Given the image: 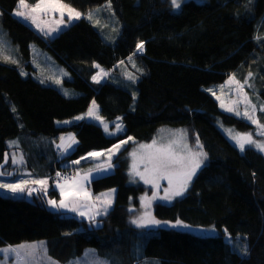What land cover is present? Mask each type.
Returning a JSON list of instances; mask_svg holds the SVG:
<instances>
[{"label":"trees","instance_id":"obj_1","mask_svg":"<svg viewBox=\"0 0 264 264\" xmlns=\"http://www.w3.org/2000/svg\"><path fill=\"white\" fill-rule=\"evenodd\" d=\"M108 1L120 25L114 43L106 42L94 23L84 18L53 38L45 37L13 14L18 0H0V25L17 48L15 56L0 58V165L11 169L12 180L23 178L27 171L30 178L46 176L52 184L55 171L71 170L72 161L109 148L125 136L147 142L158 125L185 126L198 136L207 160L183 196L154 203L152 212L159 221L180 219L190 227H216L219 234L201 236L164 224L145 228L132 224L136 212L130 209L139 206L145 189L141 181H127L126 146L113 159V173L90 180L93 193L112 188L116 192L114 204L95 224L75 213L51 210L44 194L32 193L29 199L0 192V248L44 240L48 256L62 263L92 247L113 264H139L152 257L160 264H264V155L249 146L239 150L222 133L219 124L239 131L254 127L221 110L207 90L234 76L245 84L257 107L256 119L264 125L260 111L264 108V0H185L178 10L171 7V0H63L82 11ZM246 27L248 46L239 50L235 67L213 68L187 59L165 62L157 54L135 50L139 41L149 47L165 42L170 47L225 50ZM36 51L48 52L67 70L69 76L62 83L74 91L70 96L34 75L37 70L52 75L43 63L33 64L40 60ZM94 64L108 73L100 83L92 80ZM124 64L139 76L136 99L124 75L118 74L114 81V73ZM93 101L102 118L114 122L121 117L122 134L108 136L99 124L85 118ZM78 116L84 118L76 120ZM62 120L71 121L59 125ZM68 131L74 132L78 143L69 154H60L55 142ZM10 138L17 144L10 147ZM12 149L25 159L18 164L20 173L13 171L10 158L5 163V153L11 157ZM57 193V189L48 191L54 197ZM225 229L232 243L225 240ZM245 245L247 255L238 252Z\"/></svg>","mask_w":264,"mask_h":264},{"label":"rangeland","instance_id":"obj_2","mask_svg":"<svg viewBox=\"0 0 264 264\" xmlns=\"http://www.w3.org/2000/svg\"><path fill=\"white\" fill-rule=\"evenodd\" d=\"M183 1H185V0H182V3H183ZM197 1H203V0H197ZM63 3H65V2H63ZM27 4L29 5V8L18 9L16 7L15 10L29 11L30 7L35 5V3L31 4L28 1H27ZM65 4H67L70 8L74 9L76 12L81 13L82 18H84L86 20H90L91 22H93L94 25L97 27V29L101 32V34H102V36L106 42L114 43L115 40L118 38V36L120 34V32H119L120 25H119V21H117L114 10H112L110 1L104 2L103 4L98 5L97 7H94L92 9H88L87 11H82L78 8L76 9L75 7L71 6L67 2ZM14 11H13V14H14ZM89 14H91V19L87 18L89 16ZM33 15L36 16V23L35 24H33L31 22V20H24V19L19 18V17L18 18L22 22H25L26 24L30 25L39 34L44 35L45 37H48V38L55 37L58 32L66 29L69 25H71L73 22L78 20V19H74L73 21H71L69 23L67 21V15H68L67 11H65V14L63 17L61 16L60 12H58V11L57 12L49 11L46 14L34 13ZM61 19H63L65 21V23L63 25H61L58 30L51 32L50 35H46L45 33H48L50 29H56L57 28V22L60 21ZM37 25H39V27H37ZM41 29L43 31H41ZM249 31H250L249 27L244 28L242 30L241 35L239 36L238 40L235 42V44L232 46H229L225 50H221L220 48H218V47L215 48L213 46H207L206 48L170 47L165 42H162L159 44L153 43L156 46L153 45L151 47H149L150 44L145 43L143 52H148L150 54H153V53L157 54L155 56H157L158 58L162 59L165 62H172V60L175 61L177 59L184 61L187 59V60H189L195 64H200V65L206 64V65L212 66L213 68H218V67H223V68L225 67L226 68V67H231V66L235 67L240 61V55H238L239 50L248 46ZM147 46H148V48H147ZM36 47L37 46H33L32 49H36ZM146 49H147V51H146ZM16 52H17V48L11 43V41L7 37V33H6L5 29L0 25V58H8V56H6L8 54L11 56H15ZM143 52H138V53L143 54ZM36 55L38 57H40V60L38 62H36V61L33 62V64L35 66L43 63L44 67H46V68L49 67L52 69L51 70V72H52L51 76L47 77L43 71L37 70L34 73V75L36 77L38 76L39 78L43 79L45 82L53 83V85H55L57 88H60L64 93L68 92L70 94V92H74L72 89H68V87H65L62 83L63 82L62 78H64V77L67 78L69 76L67 70L63 66H61L59 63L57 64L56 60L52 56H50L48 52L46 53V52L36 51L35 56ZM33 56H34V52H33ZM129 64L122 65V67L118 70V72L114 73L115 74L114 81H116L118 74H120L121 76L124 75L126 81L128 82L127 87L129 88L131 95L135 94V99H136V97H137V95H136L137 94L136 84L133 83L132 81L128 80L126 78V74H134L137 78L139 76H137V74H135L134 71L131 72L129 70V68H128ZM101 69L104 70V68L102 66L99 68H96V71L93 74V76L96 75V73L98 71H100ZM104 78H106V77H104ZM57 80L60 81L59 84L56 83ZM102 80L103 79H101V81ZM236 82H237V80H235V79L233 81H230L228 79L225 82V84H222V85L219 84L218 86H209L207 90H211L216 101L219 103V107L221 108V110L228 112L230 114L232 113L236 117L244 118L254 128H253V130H250V131H239L233 126H226V125H222V124L221 125L219 124V128L222 131V133L225 134L226 137H228L230 142L235 144L236 146H237L236 142L231 138L236 133H249L252 135V138L254 140H256L257 142H264V134H262V133H264V127H260V125H261L260 123L253 124L251 122V120H249L243 116V113L245 111H248L249 113H253V106H255V103L253 100H250V96L247 94V91L245 90V87H244L245 84L239 83V85H243V88L241 89V87ZM68 96H70V95H68ZM218 97H219V99H218ZM96 108H97L96 115H98L99 117L102 118V116L100 115V112H99V107L97 105H96ZM228 108H233L234 111H228L227 110ZM236 111H239L241 113V115H236ZM256 114H257V107L255 106V113H254L253 119H256ZM117 117H119V116H117ZM85 118H87L89 121L96 122L105 131L104 124L101 123L100 120L96 119L95 117H88L87 115L85 116ZM119 118H121V117H119ZM102 120L104 122L108 123L109 132H113L115 130V124L113 122H110V121L106 120L105 118H102ZM116 120H117V118L114 120V122ZM64 121H68L70 123L71 120H62V121L58 122V124L59 125L67 124V123H64ZM121 122H122V120H121ZM122 125H123V122H122ZM124 130H125V127L123 125L122 131L116 132L114 135L122 134L124 132ZM176 130L186 131V133H187L186 142L193 149V151L201 150V148L197 147L198 136L195 134L192 135L190 130L188 131V129L185 126L174 127L171 125L161 124V125H158L157 130L152 135L151 140H148L147 142H140L137 140L135 141V139L133 138L131 141H128V143L124 144L120 148L119 151H116L114 155H111L110 159H109L110 154L107 152V150L111 149L112 146L109 148H106L102 151H94V152H101L102 155L99 157H95V158H89V160L88 159L81 160L79 164H73V167L71 168L70 171L74 172V176H76L77 172H79L80 175L83 176L85 173L88 172L89 169H94L98 165L106 166L107 164L111 163L112 167L107 172L92 173L90 179H94L95 177H100V176H106V174L113 173L115 165H116V163L114 162L113 159L115 158L116 154L118 152H120L121 150H123V148H125L126 146L128 147L127 155L129 158L128 170L131 168V166L133 164V159H134L133 156L131 155V153L136 152V158L135 159L138 163L139 170L143 171L144 166H143V164L139 163V160H140L141 155H143L148 150L147 149H140L139 146L141 144H145V145L151 144L153 139H156V141H157L156 146L157 147L161 144L166 145L169 143V141L174 139V133ZM70 133L74 135L73 131H68V132L62 133L61 136L58 138V140L55 142L56 146H58L61 143V139H60L61 137L65 138V141H64L65 143H70V141L68 140V134H70ZM106 134L108 136H114V135H110L108 133H106ZM74 137H75V135H74ZM128 137H131V136H125V138L120 139L115 144H119L120 141H122V140H128ZM191 137L193 139L192 141H191ZM9 141H17V140L14 138H10V139H8L7 143ZM199 145L202 146L201 144H199ZM246 146L253 147L256 150H258L255 146H251V145H246ZM237 148L240 150V148L238 146H237ZM72 149L69 150L68 152L64 153V155L72 152ZM202 151L205 152L203 146H202ZM258 151L264 155V152H262L260 150H258ZM58 152L60 154H62L61 151H58ZM10 153H11V156L15 155L17 158H19L18 154L14 153V149L10 150ZM83 156H87V155H83ZM77 160H80V158ZM23 161L25 162V159H23ZM10 165H13L14 168H16L15 170H13V171H15V173H20V172H18V171H20V169H18V166H19L18 164L14 165L10 162ZM22 170H24V169H22ZM0 171L11 172V169L10 168L4 169L3 165H0ZM11 177L12 176L5 175V176L0 177V180H3L4 182H9V183L15 182V180H12ZM45 177L46 176H44L42 178H45ZM31 179H34V178H31ZM31 179H29V180H31ZM67 179L69 182H71L70 180H72V177L67 178ZM77 179H79V178H77ZM50 180H51L52 184L49 181L50 187H49L48 191L51 189H57L59 194H60V190H59V188L56 187V183L59 182V183L63 184L65 180L62 181L61 179H55L54 175H52V178ZM127 181L130 184H135L138 181H141L143 183L144 189H145V192L141 193L139 196V201H140L139 206L133 207V208L131 207V211L136 212L135 215L134 214L132 215V217H131L132 219L135 218L134 216H136V217L140 216V215L144 214L146 211L149 212L151 214V216L156 219V217L154 216V214L152 212L153 204L156 202H167V203H169L172 201V200L171 201H165V200L159 199V197H163L165 195L164 189L169 187L168 181L166 179H160L158 181L159 186L154 189L152 184H145L142 180L139 179V177H136V182H132V180L130 179L129 171H128V180ZM36 187H39V186H36ZM85 188H86V185L83 184V189H85ZM112 189H114V188H112ZM153 191H155L157 193V199L152 200L151 206L146 209L142 205L141 197L151 198ZM0 192L3 195H7V196H10V195L13 197L25 196V198H29V199L31 198V196H29L27 194V192L13 194V193H10V192L3 190V189H0ZM90 192H91V190L89 191V194L91 196V199L89 201H92V192L91 193ZM33 193L44 194L42 191H37V192H33ZM115 194H116V192H115ZM49 199H55V200H57V202H59L60 197H54V196H51L47 193V195L45 197V200H46L45 204L48 206V208L53 210L55 208L51 207L47 203V201ZM114 199H115V195H114L113 201H114ZM86 205L90 206V204H87V203H83V202L79 203V209L78 210H79V212H84L85 217L88 219V215H92L95 212L92 213L90 207L88 208V207H86ZM55 210L62 211V212L66 211V212L73 213V214L77 213V212L68 211L66 209H55ZM148 227H151V226H148ZM184 229L187 231H191L192 233L201 235V236H204V235L215 236L216 234H219V231L217 230V228L216 227L214 228L212 226L189 227V228H184ZM225 240H228V238L225 237ZM39 242H44V240H34V241L24 240L21 243L13 244V245H6V246H3L2 248H6L8 246H12L15 248L16 246H19V245H30V244H36L39 246ZM44 249H46L45 248V242H44ZM20 251H21V253H24L25 249H20ZM238 252L240 253V251H238ZM46 256H47V258H50L48 256L47 252H46ZM2 259H3V256L0 255V260H2ZM70 262H71V264H101V262H106V264H113L107 258L98 255L96 250L92 247L85 248L83 253L80 256H78L76 259L69 260L66 263H62V262H60L58 260H54L52 258H50V260L45 259L43 250H40L38 247L36 259L33 262V264H70ZM6 264H16V260L15 259L9 260L6 262ZM139 264H160V261L156 258H153V257L149 258V259L143 258L142 261L139 262Z\"/></svg>","mask_w":264,"mask_h":264},{"label":"snow or ice","instance_id":"obj_3","mask_svg":"<svg viewBox=\"0 0 264 264\" xmlns=\"http://www.w3.org/2000/svg\"><path fill=\"white\" fill-rule=\"evenodd\" d=\"M182 4V0H171V7L174 10L180 9ZM17 8H29L27 4V0H18ZM60 12L61 16L63 17L65 11H67V21L70 23L74 19L82 18V14L76 12L74 9L70 8L67 4L63 3V0H37L34 6L30 7L29 11L24 10H15L14 14L22 18L24 20H31L33 24L36 23V16L33 15L34 13H41L46 14L47 12ZM91 19V14L87 17ZM65 21L61 19L57 22L56 29H50L46 35H50L51 32L56 31L59 29L61 25H63ZM39 27V25H37ZM41 31H43L41 29ZM136 51L143 52L144 51V41H139L136 44ZM131 60V57L129 58ZM15 62V61H13ZM120 63H123L121 61ZM135 67V64H133ZM94 67L99 68L98 64H94ZM138 71L142 72V69H137ZM24 75V73H21ZM108 73L105 72L103 69L98 71L96 75L92 77V80L96 83H100L101 79L107 77ZM249 76L253 74L249 72ZM126 78L133 83L136 82L137 77L134 74H126ZM235 78L230 77L229 80L233 81ZM43 82V81H42ZM57 84L60 83L59 80L56 81ZM239 85V82H236ZM247 83V80H245ZM241 89L243 85H239ZM211 91V90H209ZM68 92H65V95H68ZM135 99V94L133 95ZM219 99V97H218ZM250 103V102H249ZM223 106V105H222ZM228 111H234L233 108H228ZM15 111V109H13ZM96 105L95 101H93L92 106H90L86 115L88 117H95L96 119L100 120L101 123L104 124L105 132L114 135L116 132L122 131L123 125L121 122V118L117 117V120L113 122L115 124V130L113 132H109L108 123L104 122L101 117L96 115ZM261 112H264V108L260 109ZM255 113V106H253V113H249L245 111L243 116L249 120L253 124H258L259 122L256 119H253ZM236 115H241L239 111H236ZM84 117L78 116L75 119L80 120ZM64 123H69L68 121H64ZM260 127H264V125H260ZM264 134V133H262ZM187 133L184 130H176L174 133V139L169 141L168 144L164 145L161 144L158 147L156 139H153L151 144H141L139 147L140 149H147L143 155H141L139 163L143 164L144 170L140 171L138 163L136 161V152L131 153L133 156V164L129 169V175L132 182H136V177H139L145 184H152L153 188H157L159 186L158 181L160 179H166L168 181V188L164 189L165 195L163 197H159V199L165 201H171L174 197H181L183 196L186 191L188 190L193 177L196 175L197 171L204 165L205 161L207 160V153L202 151V146L199 145V140L197 138V147L201 148L199 151H193V149L188 145L186 142ZM240 148L241 151L245 150L246 145L255 146L258 150L264 152V142H257L252 138V135L249 133H236L231 137ZM61 143L57 146L62 153H66L73 148L78 141L75 139L73 134H68V140L70 143H65V138L61 137ZM133 138L128 137V140H122L119 144H114L111 149H108L107 152L111 155H114L116 151H119L120 148L131 141ZM9 146L16 145L17 141H9ZM115 150V151H114ZM101 152H89L87 156H83L80 160L72 161L73 164H79L81 160L95 158L101 156ZM11 159V163L21 164L23 163V156L17 158L15 155L9 157L8 153H5V163ZM112 167L111 163L107 164L106 166L98 165L94 169H89L87 173L83 176L77 172L76 176L72 177L71 182L65 179L64 183L61 184L59 182L56 183V187L60 190V200L57 202L55 199H49L47 203L55 208V209H66L71 212H77L78 215L84 216V212H79V201L80 200H90V194L83 189L82 184L80 181L90 183V177L92 173H104L107 172ZM11 176L13 173L0 171V177L2 176ZM57 177H61L62 174L60 172L56 173ZM79 178V179H77ZM39 186V187H36ZM49 178L45 177L42 179H27L21 178L16 180L15 182H4L0 180V189L6 190L10 193L17 194V193H24L27 192L29 196L32 195L33 192L42 191L44 195H47L49 189ZM115 189H111L106 193H101L100 196L96 197L97 201H100L99 204L92 205L96 209L95 213L92 215H88V219L91 223H97L98 216H104L108 213L111 205L112 199L110 197L113 196ZM103 198V199H101ZM157 199V193L153 191L151 198L141 197L142 205L147 209L151 206L152 200ZM131 211V209H130ZM131 223L134 224L137 228H145L148 226H160L162 224L169 225L173 228H189L190 226L186 225L184 221L180 219H176L174 222L169 221H159L151 216L149 212H145L144 214L137 216L131 220ZM225 236L228 238L229 243H232L231 234L228 233L227 229H225ZM239 240V236L236 237ZM43 250L44 258L49 259L46 256V249H44V242H39V246L36 244L30 245H19L15 248L12 246H8L6 248H0V255L3 256V259L0 260V264H6L9 260H16V264H33L36 259L37 249ZM20 249H25L24 253H21ZM238 250L241 254L247 255V246L239 247ZM71 264V262H70ZM101 264H106V262H101Z\"/></svg>","mask_w":264,"mask_h":264},{"label":"crops","instance_id":"obj_4","mask_svg":"<svg viewBox=\"0 0 264 264\" xmlns=\"http://www.w3.org/2000/svg\"><path fill=\"white\" fill-rule=\"evenodd\" d=\"M12 167H14V166H12ZM23 175H24V177L23 178H27V179H31L28 175H27V171H25L24 173H23ZM39 179H41V178H39ZM91 180V179H90ZM71 181V180H70ZM80 183L82 184V186H83V184H85L86 185V191L89 193V191L91 190L90 189V187H89V185H90V183H86V182H83V181H80ZM84 189V190H85ZM109 190H111V189H106V191H101V192H96V193H93L92 191V201H89V200H87V201H85V200H80L78 203H87V204H90V206H88V205H86V207H90V209H91V212L93 213V212H95L96 211V209L94 208V207H92V205H95V204H99L100 203V201H97L96 200V197L97 196H100V194L101 193H106V192H108ZM57 192H58V190H57ZM90 192V193H91ZM25 193V192H24ZM59 196L58 197H60V194H59V192L57 193ZM114 195H115V192H114V194H113V196L111 197V199H112V201H113V198H114ZM101 199H103V198H101ZM112 205H113V202H112ZM111 205V206H112ZM76 215H78V213H75ZM79 217H82V216H80V215H78ZM82 218H85L86 219V217H85V215L82 217Z\"/></svg>","mask_w":264,"mask_h":264},{"label":"built area","instance_id":"obj_5","mask_svg":"<svg viewBox=\"0 0 264 264\" xmlns=\"http://www.w3.org/2000/svg\"><path fill=\"white\" fill-rule=\"evenodd\" d=\"M57 172H60L62 174L61 177H57L56 176V173ZM54 176H55V179H61L62 181L67 179V178H70V177H74V172H71L70 170H61V171H55L54 172ZM68 180V179H67Z\"/></svg>","mask_w":264,"mask_h":264},{"label":"water","instance_id":"obj_6","mask_svg":"<svg viewBox=\"0 0 264 264\" xmlns=\"http://www.w3.org/2000/svg\"><path fill=\"white\" fill-rule=\"evenodd\" d=\"M144 53V52H143Z\"/></svg>","mask_w":264,"mask_h":264}]
</instances>
